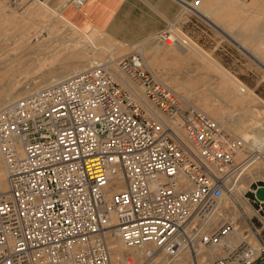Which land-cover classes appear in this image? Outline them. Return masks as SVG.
<instances>
[{
    "label": "built area",
    "instance_id": "1",
    "mask_svg": "<svg viewBox=\"0 0 264 264\" xmlns=\"http://www.w3.org/2000/svg\"><path fill=\"white\" fill-rule=\"evenodd\" d=\"M183 34L171 25L155 36L185 44ZM118 66L178 127L155 116L104 64L0 106L8 182L0 191V264H110L112 232L129 247L153 245L149 256L174 259L188 248L195 264H264V234L255 226L259 250L243 240L226 256L201 258L230 228L206 223L245 172L248 158H238L245 140L185 108L137 53ZM116 182L123 188L108 192ZM254 202L264 211V201Z\"/></svg>",
    "mask_w": 264,
    "mask_h": 264
},
{
    "label": "rangeland",
    "instance_id": "2",
    "mask_svg": "<svg viewBox=\"0 0 264 264\" xmlns=\"http://www.w3.org/2000/svg\"><path fill=\"white\" fill-rule=\"evenodd\" d=\"M252 1L233 0L234 5L225 10L236 11L242 20L252 18L253 36H243L239 28L217 24L214 17L204 18L183 7L175 30L183 31L187 43L175 46L152 40L153 35L131 44L99 29L84 32L56 15L47 0L27 1L22 9L0 2V106L99 64L110 67L128 85L141 90L118 69L123 56L137 53L147 69L184 99L185 108L204 111L262 154L251 160L249 170L239 178L238 191L227 192L219 200L222 221L215 225L214 214L207 221L208 228L228 223L232 230L241 232L242 236L229 237L233 239L232 248L243 240L256 241L250 226L264 234V211L254 202L252 191L264 185V0H257L258 5H252ZM62 3L64 0L57 6L61 15ZM3 164L0 154V184L6 175ZM109 243L120 253L112 249V264H127L128 258L134 264L146 261L139 253L142 249H127L113 234ZM206 253L202 254L208 258L219 256ZM180 258L182 264H195L188 252ZM170 261L164 257L145 264Z\"/></svg>",
    "mask_w": 264,
    "mask_h": 264
},
{
    "label": "crops",
    "instance_id": "3",
    "mask_svg": "<svg viewBox=\"0 0 264 264\" xmlns=\"http://www.w3.org/2000/svg\"><path fill=\"white\" fill-rule=\"evenodd\" d=\"M59 3L60 0L46 2L62 20L73 22L82 31L99 29L123 43L135 44L168 26L179 24L180 18L179 22L176 19L183 7L204 18L214 17L217 24L239 28L243 36H253L249 21L252 18L242 20L236 11L225 10L234 5L233 0H86L82 7L66 5L64 0L59 8L63 15L58 14Z\"/></svg>",
    "mask_w": 264,
    "mask_h": 264
},
{
    "label": "bare ground",
    "instance_id": "4",
    "mask_svg": "<svg viewBox=\"0 0 264 264\" xmlns=\"http://www.w3.org/2000/svg\"><path fill=\"white\" fill-rule=\"evenodd\" d=\"M27 1H33V0H25V2H27ZM236 1H242V2H245V1H247V0H236ZM258 1L257 0H253L252 1V5H258V3H257ZM3 3V2H2ZM5 4V3H4ZM84 6V5H83ZM82 7V6H81ZM175 26V25H174ZM176 30H177V28H175ZM154 37H156L158 40H160L157 36H155V35H153L152 36V38H154ZM153 40V39H152ZM161 42H163L162 40H160ZM163 43H165V42H163ZM165 44H167V45H170V46H175L176 44H171V43H165ZM143 62V61H142ZM143 64H144V62H143ZM145 66V65H144ZM108 67V66H107ZM109 69H110V72L112 73V75L116 78V80L117 81H119L124 87H126L128 90H129V92L137 99V100H139L140 102H142L143 104H145L146 106H148L149 108H150V110L153 112V114L155 115V116H157L159 119H161V120H164L166 123H170V124H172L173 126H175L176 128L178 127V121H171V120H168L167 119V116L162 112V111H160L159 109H157V108H155L154 107V105L153 104H151L149 101H148V99L146 98V96H145V94H144V92H143V90H142V88L136 83V82H134V81H132V79L130 78V77H128V75L125 73V72H123L122 70H120V68H119V66H118V69H119V72L120 73H122V74H124L125 76H127L132 82H134L139 88H141V90L140 89H136V88H133V87H131L130 85H128V83H126V82H124L123 81V79L120 77V75L117 73V72H115L114 70H112L110 67H108ZM138 91L139 92H141V94H139L138 93ZM33 92V91H32ZM31 93V92H30ZM28 94V93H27ZM26 95V94H25ZM181 99H182V101H183V104L185 105V101H184V99L181 97ZM14 100V99H13ZM11 100H9V101H7V102H10ZM7 102H5V103H7ZM221 125V124H220ZM177 133H178V135L180 136V137H182V138H184L185 136H184V134L179 130V129H177ZM246 148H247V151L246 152H244L243 154H239V156H238V158H240V160L242 159V160H244L245 158H248L247 159V161H246V163H245V167H244V171L246 172L247 170H249V168H250V164H251V160L254 158V159H259L260 157H261V153H259L257 150H252L247 144H246ZM248 152V153H247ZM0 154L2 155V153H1V149H0ZM246 156V157H245ZM248 156V157H247ZM2 159H3V165H4V169H5V173H6V175H5V180H2V183L0 184V191H5V190H7L8 189V182H7V166H6V162H5V160H4V157H3V155H2ZM1 177V176H0ZM243 178V177H242ZM3 181H5V186L4 187H2V185H3ZM240 182H241V180H240ZM240 182L237 184L236 183V185H235V190H237L238 191V189H239V187H240ZM123 188V183L122 182H116L115 184H112V185H110L109 187H108V192H110V193H112V192H114V191H118V190H120V189H122ZM223 197H225V195L223 196ZM222 197V198H223ZM220 202V201H219ZM219 206V203H218V205L214 208V210L211 212V214L210 215H213L214 214V216H212V218H214L215 219V221H214V224L216 225L218 222H220V221H222V217H223V214H222V211L219 209V208H217ZM210 215H209V217H210ZM208 217V218H209ZM208 221V220H207ZM206 224H208V222L206 223ZM230 225V228L226 231V232H224L223 234H222V236H220L219 237V239L216 241V242H214V243H212L211 245H210V247L207 249V252L208 253H206V255L207 254H209V255H212L213 257L215 256V255H219L218 257H222L223 255L224 256H226L228 253H229V250H231V241L233 240L232 238H229V237H231V236H235L234 234H239V235H241L242 236V234H241V232L239 231V230H237L236 228H234V230H232V225L231 224H229ZM208 227V226H207ZM219 229V228H218ZM250 229L254 232V235H255V239H256V241H253V239L252 240H247V241H249V242H251L252 243V245L254 246V249L255 250H259V248H260V246H261V244H260V242H259V240H258V237H257V230L254 228V225L251 227L250 226ZM110 234H113L114 235V237L115 238H118L119 239V241H121L122 243H123V245L127 248V249H139V250H141L142 249V251L141 252H139L140 253V255L141 256H145L146 257V261L145 262H143L144 264L145 263H150V262H156L157 261V259H159V258H164V257H166V258H169V260H171L170 261V263L169 264H177L176 262V259L177 258H180L181 256H182V254H184V253H186V252H188V255L190 254H192L191 253V251L187 248V249H184L183 251H182V253L178 256V257H176V258H174V259H171L170 257H168L165 253H159V254H157V255H154V256H149L148 255V251L149 250H153L154 249V246L153 245H151V244H147L145 247H143V248H136V247H129V246H127L123 241H122V239L118 236V234L117 233H114V232H112V233H110ZM110 236V235H109ZM244 238V237H243ZM226 240H227V242H226ZM110 244V243H109ZM149 245H151L152 246V249H148V247H149ZM234 247V246H233ZM110 248H111V246H110ZM112 249L116 252V254H120L119 252H118V247H116V246H114L113 248H111V258H110V264H112ZM121 250H122V248H121ZM223 250H224V252H223ZM226 252H228L227 254H226ZM139 255V254H138ZM202 255V257L201 258H204L205 257V255H203V254H201ZM121 258V257H120ZM175 260V261H174ZM179 264H182V258H180L179 260ZM126 263L127 264H134V262L132 261V260H130L129 258L126 260ZM142 263V264H143Z\"/></svg>",
    "mask_w": 264,
    "mask_h": 264
},
{
    "label": "water",
    "instance_id": "5",
    "mask_svg": "<svg viewBox=\"0 0 264 264\" xmlns=\"http://www.w3.org/2000/svg\"><path fill=\"white\" fill-rule=\"evenodd\" d=\"M255 196L257 199L264 201V185H260L257 187Z\"/></svg>",
    "mask_w": 264,
    "mask_h": 264
}]
</instances>
